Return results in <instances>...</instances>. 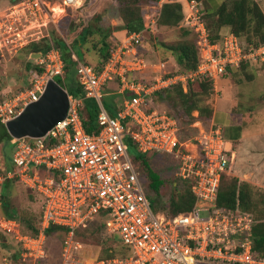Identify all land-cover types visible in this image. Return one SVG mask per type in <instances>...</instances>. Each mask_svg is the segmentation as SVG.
<instances>
[{"label": "built area", "instance_id": "2783aa9c", "mask_svg": "<svg viewBox=\"0 0 264 264\" xmlns=\"http://www.w3.org/2000/svg\"><path fill=\"white\" fill-rule=\"evenodd\" d=\"M43 3L30 0L29 7L43 9ZM60 3L65 10L79 8L83 2ZM180 4L181 25L196 36V71H166V63L154 64L144 57L141 49L146 33L156 27L155 19L141 32L127 31L101 70L73 55L85 99L99 107L97 133L89 134L84 126V99L69 95L67 117L45 136L14 139L11 170H5L0 155V234L13 238L19 264H37L48 257L52 226L68 231L61 245V264H82L80 257L90 246L78 240L76 233L94 222H99L101 237L116 236L126 254L102 258L98 252L92 264H264V258L253 251L255 217L239 207L229 210L217 205L222 181L235 158L221 129L202 127L198 136L182 142L178 118L159 106V102L164 105L168 89L181 86L187 91L196 78L215 83L228 68L264 63V44L247 49L232 32L212 41L202 3L185 0ZM35 63L43 72L31 70L27 88L0 100L4 126L39 101L51 79L64 77L65 64L55 47L40 54ZM153 67H158L156 72ZM111 94L122 96L114 115L104 106V97ZM128 142L142 154L179 160L176 176L181 185L191 182L195 198L190 211L170 216L166 208L152 206L146 176L130 155ZM10 182L41 198L38 234L24 233L19 220L3 214L4 187Z\"/></svg>", "mask_w": 264, "mask_h": 264}, {"label": "rangeland", "instance_id": "374dc122", "mask_svg": "<svg viewBox=\"0 0 264 264\" xmlns=\"http://www.w3.org/2000/svg\"><path fill=\"white\" fill-rule=\"evenodd\" d=\"M29 1L16 0L12 2V0H0V98L16 95L29 86L32 73L28 69V63L29 61L35 63L36 61V56H32L34 54H30L28 50L29 45L40 42L44 38L52 39L53 34L55 37L66 38V35L68 36L70 32L76 31L83 22L86 23L89 20L90 13L87 10L84 12V9L90 2L92 5H95L92 10L93 12L100 9L103 10V20L100 25L104 28L110 27L111 21L118 20L119 16L117 6L112 0H84L81 7L66 8L65 10L60 5L61 0H43V9L39 10L30 8ZM253 1L264 12V0ZM201 3H203L205 12L207 13L205 20L212 27L213 18L208 14L214 13L215 11H209L210 9L207 8L204 0ZM146 8H144V13L147 10ZM56 10H61L64 14L61 17H56ZM154 11H156V8H152L150 14ZM63 18L65 19L63 20ZM183 30L180 28V24L175 28L157 26L153 34L147 35L146 42L149 44L148 49L150 51L148 57L154 64L162 60L168 63L169 70L180 69L175 55L161 48L157 43H177L184 39L182 34ZM229 31H231V28H229ZM250 37L254 38L252 34L237 38L245 46ZM186 39H192V35L189 34ZM88 47L91 48V45L88 44L86 47L87 51L85 54L87 61L89 65L95 67L98 65L99 56L96 52L88 50ZM260 64H263L261 68ZM251 68L253 70L254 68L256 70L258 69L260 72L255 74L250 70ZM262 68H264V63L254 64L250 68L243 67L241 70L223 76L212 92L210 91V95L203 97L204 102L202 104L209 105L212 109H215L221 102H225L227 99L230 104V111L235 113L239 118L235 119L233 116L232 119H234V122L237 121L242 124L244 121L245 130L248 132L264 131V69L261 70ZM157 69L158 67H153L152 71L156 72ZM113 95L116 96L114 106L117 108L122 99L121 95H106L104 99L106 97H112ZM159 106L168 108L178 118L182 142L198 136L202 132V127L207 130L221 129L225 137L219 125L200 116L198 111L192 112L191 116L187 115L185 109L177 101V98H167L164 105L159 102ZM1 131H3V128L0 126V134ZM229 132H227L228 137ZM13 142L14 139L12 140ZM239 145L240 143H234L233 145L235 158L230 170L225 175L222 186L226 187L236 182L239 187L242 183H248L251 187L248 191L252 192L250 213L257 220L264 221V186L251 184L252 182L250 180L252 172L254 171L251 152L256 153L257 150H253V145L251 144L242 147ZM188 149L193 150V147L188 146ZM0 153H2V144H0ZM130 155L134 157L136 154L131 151ZM149 159L153 169L164 179L166 185L160 195L150 189L148 198L153 207L164 208V205L172 197V188H175L176 183L180 182L176 176V173H179L177 167L179 160L171 155L161 157L151 156ZM6 193L10 207L16 213V218L22 223L30 220L32 225H37L42 213L41 198L17 182H10ZM98 227L99 222H94L89 226L88 230L80 233L79 238L86 239L88 241L86 242L87 245L90 246L86 250L87 253L80 257L82 264H92L94 262L92 261L94 260L93 257L98 252L100 255H103L104 253L101 252L102 247L113 250L116 256L123 255L125 252V249L119 241L112 239L107 242L104 240L99 235L100 228ZM60 235H51L49 244H53L51 246L52 250L48 253L46 259L39 261L37 264H61L60 247L65 236L63 234ZM17 252L18 249L13 238L7 234L0 235V264H19Z\"/></svg>", "mask_w": 264, "mask_h": 264}, {"label": "trees", "instance_id": "16d2710c", "mask_svg": "<svg viewBox=\"0 0 264 264\" xmlns=\"http://www.w3.org/2000/svg\"><path fill=\"white\" fill-rule=\"evenodd\" d=\"M15 1L16 0H12V2ZM114 1L117 4L119 17L124 23L123 27L128 30V32L133 33L141 32L145 29V22L142 17V7L144 5L156 4L159 0ZM197 1L202 2L203 0ZM94 7L95 5H92V3L90 2L89 5H87L84 9V12H86L85 10H87L89 13H94L93 18L90 21L88 20V22L86 23L83 22L76 31L70 32L68 36L66 35V38L55 37V35L53 34L52 39L44 38L40 42L31 43L28 47L30 54L44 55L53 47L60 50L65 64V73L63 78L58 77L56 81L68 91L70 96L77 99H84V103L81 108V114L84 121V126L89 134L97 133L100 130L98 126L99 107L94 100L85 99V93L80 86L78 79L77 62L73 59V55H76L82 63L89 65L85 52L87 51V45L90 44L91 48L88 47V50L96 52L99 56L98 65L95 66V69L101 70L104 63L110 57L113 48L115 47V44L110 39L113 34V28H104L100 25L103 18L99 10L94 12L92 11ZM181 10V6L176 3L163 5L161 15L158 20V26L175 28L180 24V28L184 29L182 33L184 39L173 44L163 42H158L157 44L161 48L175 55L176 61L180 66V71L194 72L197 70V66L199 63L198 49L196 46V36L189 29H185L182 27ZM208 15L213 18L212 27H210V25L207 23V20H205L212 41L221 39L222 28L229 27L231 28L232 33L238 38H241L244 35L252 34L254 38H248V43H246L247 49L251 47L256 48L259 45L264 44V12L255 1L227 0L223 2L214 13H210ZM206 16L207 13L204 15V19L206 18ZM64 19L65 18H63V20ZM149 34L150 32L146 33V37ZM189 34L192 35V39H186ZM250 66H254V64L242 63L237 71L243 69V67ZM28 69L29 71L33 70L37 74L42 73L44 70L42 67L37 66L36 63L32 61H29ZM227 74H232V70L228 68ZM213 89V81L204 77H199L196 78L194 82L189 84L187 93L183 91L181 86L166 90L165 99L177 98V101L185 109L187 115L191 116L192 112L198 111L200 116H203L205 119L210 120L213 118L214 110L209 105H203L202 103L204 102L203 97H208L210 95V91L212 92ZM158 98L159 100H161L160 97ZM2 99L3 98H0V100ZM115 103V95H113L112 97H106V99H104V106L111 115H114L116 113V108L114 106ZM170 114L174 115L171 111ZM0 126L3 128V131H1L0 134V144H2V153H0V155L3 158L5 170L9 171L12 169L11 158L12 153L15 149V145L12 143L13 138L9 135L5 126L1 123ZM128 146L130 152H135V162L139 164V169L146 176L148 193L150 194L151 189L153 192H156L160 195L162 189L166 184L164 182V179H162L161 176L158 175L157 172L153 169L149 159L151 155H146L138 152L135 148H133L132 145L129 144V142ZM178 183L175 188H172L173 191L170 201L164 205V208L167 209V213L170 216H175L177 214L190 211L195 201L194 195L191 192V182L184 181L183 185H181L180 182ZM8 188L9 183L4 187L2 211L6 216L16 218V213L14 209L10 207V202L7 199L6 192ZM249 188L251 187L248 183H242L238 187L236 182L226 187L221 186L218 193L217 205L221 208H226L229 210H235L239 207L244 211L250 212L252 192L248 191ZM16 219L19 220L18 218ZM255 220L256 223L253 225V251L257 257L264 258V221L257 220L256 218ZM20 223L24 233H28L31 235L38 234L39 222L35 226L31 224L30 220H26L23 223L20 221ZM84 231H78L76 233V238L87 244L86 242L88 241L86 239L81 238V240L79 238L80 233ZM67 232L68 231L66 229L58 226H52L48 230V238L50 240V237L53 234L55 236H61L60 234L66 236ZM112 239L119 241L116 236H113L111 239H108L106 241L108 242ZM50 245L53 246V244ZM51 250L52 247H50L49 251L51 252ZM101 252L104 253L103 255H101L102 258L116 256L115 253H113V250L106 249V247H102ZM125 254L126 250L123 255Z\"/></svg>", "mask_w": 264, "mask_h": 264}, {"label": "crops", "instance_id": "0c3cea01", "mask_svg": "<svg viewBox=\"0 0 264 264\" xmlns=\"http://www.w3.org/2000/svg\"><path fill=\"white\" fill-rule=\"evenodd\" d=\"M80 1L84 2V0H80ZM112 1L116 4V2L114 0H112ZM177 1L178 0H174L173 2H163L162 0H159L156 4L144 5L142 7V17H143V20L145 22V27L151 21H153L155 19L159 20L163 5L176 3V4H179L181 6L180 2H183V3L185 2V0H179L180 2H177ZM225 1H227V0H204L205 4L207 5V8L210 9L209 11H216L218 9V7ZM202 5H203V3H202ZM116 6H117V4H116ZM145 7H147L146 8L147 10L144 13V8ZM152 8H156V11H154V12H152V14H150V10ZM203 8L205 10L204 5H203ZM99 11H100V13L102 15L103 10L100 9ZM93 16H94V13H90V15L88 17L89 20H91L93 18ZM102 18H103V15H102ZM158 20H157V24H156V27L154 28V30L158 26ZM123 25H124V23H123V21L121 20V18L119 16H118V20L111 21V23H110V27L113 28V34H112L110 39L115 45L118 42H120V40H123V38H125V35H126L127 31H128V30H126L123 27ZM154 30L150 31V34H153ZM228 31H229V28L226 27V28H223L221 33L222 34L223 33H227ZM229 32H231V31H229ZM146 43L147 42H146V39H145L144 47L141 49V51L144 53V57L147 60H149V62H152V60L148 57V53L150 52L149 49H148L149 44L147 43V45H146ZM32 56H36V57L39 58L40 54H34ZM157 62L158 63H155V64H159V63H161L163 61L159 60ZM164 63H166V62L164 61ZM261 65H263V64H260V68H261ZM169 68L170 67L168 66V63H166V71L167 70L168 71H177V70H169ZM263 69L264 68H262L261 70H263ZM250 70H252V72H254L255 74L260 72V71H258V69L256 70L255 68H254V70H253V68H251ZM235 71H237V70H233L232 73L235 72ZM226 75H228V74H226ZM223 76H225V75H223ZM222 77H220L215 83H213V87H216V85H218V83H219V81L221 80ZM184 92L187 93L188 89H187V91H184ZM213 110H214L213 118L210 119V121H212L213 123L219 125L222 128V130L224 132V135H225V138L227 139V141H228L229 145L232 147V149H233L234 143H240L241 147L245 146V145H248V144H251V145H253L252 149L253 150H257L256 153L251 152V154L253 156L252 158H253V163H254V165H253L254 171L252 172V176H251L250 180L252 182L251 184H255L257 186H264V133H261V132H264V131H261V132H258V131H256V132L253 131L252 132V131H250V132H248V131L245 130L244 121L242 122V124H240L237 121L234 122V119H232L233 116H234L235 119H239V118L237 117V115L235 113H232L230 111V104H229V101L227 99L225 100V102L224 101L221 102L218 105V107L213 109ZM228 131H230L229 132V137L227 136L228 135L227 134ZM241 142L244 143V145H242ZM234 155H235V153H234ZM0 235H2V234H0Z\"/></svg>", "mask_w": 264, "mask_h": 264}, {"label": "water", "instance_id": "95a60500", "mask_svg": "<svg viewBox=\"0 0 264 264\" xmlns=\"http://www.w3.org/2000/svg\"><path fill=\"white\" fill-rule=\"evenodd\" d=\"M69 106L68 91L51 79L39 101L29 104L21 115L9 121L5 128L13 139L45 136L58 122L67 117Z\"/></svg>", "mask_w": 264, "mask_h": 264}, {"label": "bare ground", "instance_id": "6f19581e", "mask_svg": "<svg viewBox=\"0 0 264 264\" xmlns=\"http://www.w3.org/2000/svg\"><path fill=\"white\" fill-rule=\"evenodd\" d=\"M55 12H56V17H61L64 14V12L61 10H56Z\"/></svg>", "mask_w": 264, "mask_h": 264}]
</instances>
